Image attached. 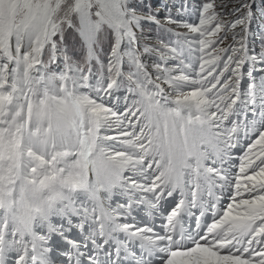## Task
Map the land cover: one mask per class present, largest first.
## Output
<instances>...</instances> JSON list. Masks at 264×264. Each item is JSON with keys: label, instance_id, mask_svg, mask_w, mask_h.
Segmentation results:
<instances>
[{"label": "snow or ice", "instance_id": "snow-or-ice-1", "mask_svg": "<svg viewBox=\"0 0 264 264\" xmlns=\"http://www.w3.org/2000/svg\"><path fill=\"white\" fill-rule=\"evenodd\" d=\"M0 264H264V0H0Z\"/></svg>", "mask_w": 264, "mask_h": 264}, {"label": "trees", "instance_id": "trees-1", "mask_svg": "<svg viewBox=\"0 0 264 264\" xmlns=\"http://www.w3.org/2000/svg\"><path fill=\"white\" fill-rule=\"evenodd\" d=\"M66 44L68 47L69 54L73 55L74 57H78L81 51L79 38L76 37L74 34L70 33L67 35ZM105 50H107V46H105Z\"/></svg>", "mask_w": 264, "mask_h": 264}, {"label": "rangeland", "instance_id": "rangeland-1", "mask_svg": "<svg viewBox=\"0 0 264 264\" xmlns=\"http://www.w3.org/2000/svg\"><path fill=\"white\" fill-rule=\"evenodd\" d=\"M156 2L159 3L160 0H156ZM168 2L171 3V0H168ZM189 2L192 3V4H199L197 0H189ZM200 2H201V0H200ZM217 2L219 3V0H217ZM173 12H175V9H173ZM252 31H253V33H255V32L257 31V28H256V25H255V22H254V24L252 25ZM252 36H254V35H252ZM252 36H251V37H252ZM121 95H122V93H121ZM109 134H113V133H109Z\"/></svg>", "mask_w": 264, "mask_h": 264}]
</instances>
